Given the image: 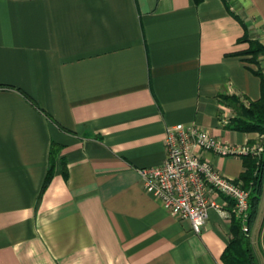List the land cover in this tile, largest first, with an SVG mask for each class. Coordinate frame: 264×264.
I'll return each mask as SVG.
<instances>
[{"label": "crops", "instance_id": "crops-1", "mask_svg": "<svg viewBox=\"0 0 264 264\" xmlns=\"http://www.w3.org/2000/svg\"><path fill=\"white\" fill-rule=\"evenodd\" d=\"M249 40L264 44V0H0V264H226L232 201L217 196L197 233L137 168L163 161L176 123L262 143L226 126L228 97L261 94Z\"/></svg>", "mask_w": 264, "mask_h": 264}, {"label": "built area", "instance_id": "built-area-1", "mask_svg": "<svg viewBox=\"0 0 264 264\" xmlns=\"http://www.w3.org/2000/svg\"><path fill=\"white\" fill-rule=\"evenodd\" d=\"M221 121L228 122L225 113L221 114ZM164 145L165 157L160 164L137 168L145 188L159 197L163 207L187 218L198 233L209 208L222 210L223 205L216 201L222 195L232 201V213L241 220L244 234L251 236L247 224L248 190L240 180L222 174L199 151L223 156L258 155L264 150L263 144L234 146L196 124L176 123L166 128Z\"/></svg>", "mask_w": 264, "mask_h": 264}, {"label": "trees", "instance_id": "trees-1", "mask_svg": "<svg viewBox=\"0 0 264 264\" xmlns=\"http://www.w3.org/2000/svg\"><path fill=\"white\" fill-rule=\"evenodd\" d=\"M195 3L201 0H193ZM248 53L251 58H256L264 54V44L257 40H249ZM261 79V94L255 100L248 101L247 104L239 100L238 97H228L229 104L236 111V115L227 123V128L239 131H256L264 137V75L260 70L254 71ZM264 146V138L262 141ZM55 154L54 144L51 145L49 155V168L43 181L42 189L50 180L53 171V157ZM244 170L236 180L241 181L244 189L248 190V217L249 229H255L259 215L264 192V150L258 154H246L242 156ZM231 238L225 246L222 259L226 264H258V250L255 246L252 235L247 236L242 230V222L231 213Z\"/></svg>", "mask_w": 264, "mask_h": 264}, {"label": "water", "instance_id": "water-1", "mask_svg": "<svg viewBox=\"0 0 264 264\" xmlns=\"http://www.w3.org/2000/svg\"><path fill=\"white\" fill-rule=\"evenodd\" d=\"M263 218H264V203H263V207H262V210H261V213H260V217H259L256 229H255V234H254V243H255V246H256L257 250L260 253V256H261V259H262V263L264 264V257L261 254V251H260L259 245H258V236H259V231H260V228H261V224L263 222Z\"/></svg>", "mask_w": 264, "mask_h": 264}]
</instances>
